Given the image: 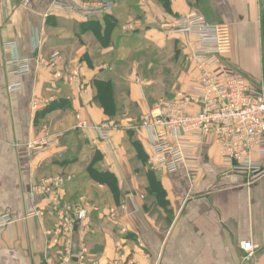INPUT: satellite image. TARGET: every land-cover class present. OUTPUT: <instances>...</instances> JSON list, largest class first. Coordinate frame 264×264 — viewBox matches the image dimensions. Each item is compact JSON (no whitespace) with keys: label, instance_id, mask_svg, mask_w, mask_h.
<instances>
[{"label":"crops","instance_id":"obj_1","mask_svg":"<svg viewBox=\"0 0 264 264\" xmlns=\"http://www.w3.org/2000/svg\"><path fill=\"white\" fill-rule=\"evenodd\" d=\"M55 1L0 0V211L14 218L0 234V264H56L65 238L55 229L82 198L88 218L74 240L97 264H243L245 242L264 264V173L228 178L212 140L199 151L198 179L155 169L141 128L157 101L198 81L185 62L190 38L166 33L178 18L219 26L224 62L264 86L262 0H114L104 19L50 16ZM14 60H26L29 75H11ZM79 116L91 126L118 119L114 154L92 127L78 128ZM40 140L54 144L34 155ZM57 177L65 184L47 194ZM151 181L163 196L150 193ZM35 211L43 215L29 217Z\"/></svg>","mask_w":264,"mask_h":264},{"label":"built area","instance_id":"obj_2","mask_svg":"<svg viewBox=\"0 0 264 264\" xmlns=\"http://www.w3.org/2000/svg\"><path fill=\"white\" fill-rule=\"evenodd\" d=\"M264 5V0H262ZM116 8L112 0H80L74 4L56 0L48 14H65L85 19H103L111 16ZM168 35H186L190 38L186 64L194 66L199 73L198 81L171 97L160 99L150 112L141 118V128L151 136V156L149 164L169 174L184 169L190 180L201 175L199 151L212 140L218 148L221 161L227 170L225 176L249 175L257 177L264 173V86L255 85L243 77L234 67L223 60L220 27L207 22L202 15L181 17L169 29ZM60 60L57 54L49 61ZM11 75L21 79L29 75L26 60L8 63ZM74 78H71L73 80ZM21 83L9 86V91L21 89ZM36 105V102H35ZM93 128L98 141L102 142L110 154L116 152L114 136L119 133L114 121L91 126L87 120L78 117V128ZM54 144L40 140L29 147L34 155ZM66 178L47 180V194L62 187ZM87 202L65 208V215L55 229L64 236L63 250L56 264H97L90 259L87 247L76 243L74 236L78 226L88 218ZM135 212L130 213L133 215ZM35 211L29 217H40ZM14 224L10 212L0 211V234ZM2 245L0 242V249ZM242 249L248 254L254 252L251 242H245ZM114 261L112 264H124ZM129 264V263H127Z\"/></svg>","mask_w":264,"mask_h":264},{"label":"trees","instance_id":"obj_3","mask_svg":"<svg viewBox=\"0 0 264 264\" xmlns=\"http://www.w3.org/2000/svg\"><path fill=\"white\" fill-rule=\"evenodd\" d=\"M116 9V8H115ZM114 13V12H113ZM113 15V14H112ZM111 15V16H112ZM106 17H110V16H106ZM104 17V18H106ZM103 18V19H104ZM99 100L100 97L98 96ZM100 103V102H99ZM101 103L103 104V106L105 107V111L110 114V115H114L115 111L113 109H109L107 108V106L101 101ZM114 118V117H111ZM104 178H105V183H107V185L113 190V192H116V180L114 178V176L108 172L104 173ZM149 191L151 194H160V195H164V192L162 190L161 184L159 182H152L149 185ZM164 202V201H163Z\"/></svg>","mask_w":264,"mask_h":264},{"label":"rangeland","instance_id":"obj_4","mask_svg":"<svg viewBox=\"0 0 264 264\" xmlns=\"http://www.w3.org/2000/svg\"><path fill=\"white\" fill-rule=\"evenodd\" d=\"M112 1H114V0H112ZM115 120L118 121V119H113V121H115ZM242 263L243 264H261V262H259L258 258L256 259L255 250L251 255L246 252L245 260Z\"/></svg>","mask_w":264,"mask_h":264},{"label":"water","instance_id":"obj_5","mask_svg":"<svg viewBox=\"0 0 264 264\" xmlns=\"http://www.w3.org/2000/svg\"><path fill=\"white\" fill-rule=\"evenodd\" d=\"M242 177L245 179V181H248L250 176L249 175H242Z\"/></svg>","mask_w":264,"mask_h":264}]
</instances>
